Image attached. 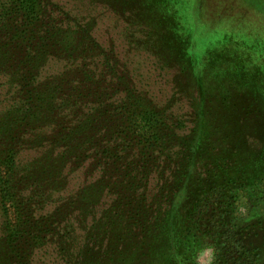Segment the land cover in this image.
Returning a JSON list of instances; mask_svg holds the SVG:
<instances>
[{"label":"trees","instance_id":"16d2710c","mask_svg":"<svg viewBox=\"0 0 264 264\" xmlns=\"http://www.w3.org/2000/svg\"><path fill=\"white\" fill-rule=\"evenodd\" d=\"M189 1L90 0L118 45L64 0H0V264H264V45L195 62Z\"/></svg>","mask_w":264,"mask_h":264},{"label":"rangeland","instance_id":"374dc122","mask_svg":"<svg viewBox=\"0 0 264 264\" xmlns=\"http://www.w3.org/2000/svg\"><path fill=\"white\" fill-rule=\"evenodd\" d=\"M70 9L78 10V13L95 17L97 22L96 36L99 42L111 40L116 44L125 42L122 37L123 25L106 8L92 5L90 0H64ZM192 1V3L190 2ZM183 3L185 13L182 15L193 41V57L195 62H200L208 49L221 45H231L239 43L243 49L251 50L256 46L262 48L264 42V30L256 31L251 24H245V20H234L238 11L234 9L225 10L219 2L223 0H190ZM236 6L244 7L238 1L245 2L250 7L255 8L259 13L264 14V6L260 0H231ZM219 5V7L217 6ZM193 8L194 10H192ZM224 11V13H222ZM231 43V44H230ZM139 60V57L136 58ZM200 69V66L198 67ZM152 75L151 69L148 76ZM244 208H240L239 213L244 214ZM211 252L206 251L199 255V264H210Z\"/></svg>","mask_w":264,"mask_h":264}]
</instances>
